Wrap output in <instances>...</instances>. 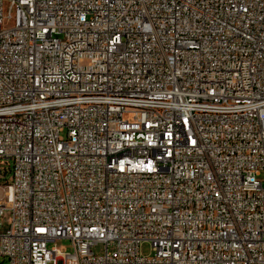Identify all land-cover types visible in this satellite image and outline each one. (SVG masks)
Wrapping results in <instances>:
<instances>
[{
    "label": "built area",
    "instance_id": "1",
    "mask_svg": "<svg viewBox=\"0 0 264 264\" xmlns=\"http://www.w3.org/2000/svg\"><path fill=\"white\" fill-rule=\"evenodd\" d=\"M263 173L264 0H0V264H264Z\"/></svg>",
    "mask_w": 264,
    "mask_h": 264
},
{
    "label": "rangeland",
    "instance_id": "2",
    "mask_svg": "<svg viewBox=\"0 0 264 264\" xmlns=\"http://www.w3.org/2000/svg\"><path fill=\"white\" fill-rule=\"evenodd\" d=\"M260 179L264 180V173L259 176ZM6 198L5 189L3 187H0V200H4ZM59 246H65L68 251H72V245L70 241L68 240H62L57 242ZM51 245V244H50ZM94 251L98 254L102 253L104 251L103 245H98L94 248ZM140 251L143 255H151L152 254V246L149 242H145L141 245Z\"/></svg>",
    "mask_w": 264,
    "mask_h": 264
}]
</instances>
